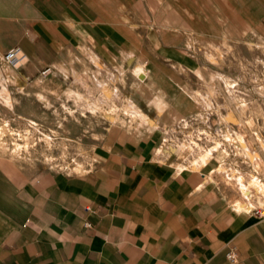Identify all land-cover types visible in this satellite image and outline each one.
Masks as SVG:
<instances>
[{
  "label": "crops",
  "instance_id": "crops-1",
  "mask_svg": "<svg viewBox=\"0 0 264 264\" xmlns=\"http://www.w3.org/2000/svg\"><path fill=\"white\" fill-rule=\"evenodd\" d=\"M233 2L238 28L256 0H0V67L19 47L23 82L87 50L134 61L131 85L142 93L148 73L139 62L199 67L191 38L221 25L222 7ZM65 93L113 123L124 122L115 102L123 100L138 127L106 130L81 174L16 173L0 160V264H264V222L235 210L213 156L185 165L162 152L158 119L117 89ZM152 100L167 109L161 95Z\"/></svg>",
  "mask_w": 264,
  "mask_h": 264
},
{
  "label": "rangeland",
  "instance_id": "rangeland-1",
  "mask_svg": "<svg viewBox=\"0 0 264 264\" xmlns=\"http://www.w3.org/2000/svg\"><path fill=\"white\" fill-rule=\"evenodd\" d=\"M260 1L256 0L249 14L252 18L239 21L238 28L234 27V2L224 5L221 25L212 22L205 36L191 38L190 54L199 67L188 70L168 61H140L148 73L142 93L131 85L136 80L134 61L123 58L99 59L87 50H73L55 68L23 82L17 78L22 76L20 65L3 60L0 78L15 79L14 84H0V160L16 173L86 172L92 164L91 149L106 130L115 125L138 127L132 123L130 110L123 111V100L115 102L124 122L113 123L99 112L81 110L65 93L76 88L97 96L106 85L158 119L160 150L180 164L189 165L203 150L213 152L218 145L212 154L218 162L216 174L235 205L241 194L235 180L238 172L246 185L253 177L264 181V13ZM243 11L240 16L246 18L247 6ZM120 70L125 71L124 77ZM155 94L167 101V109L157 110L152 100ZM236 133L246 152L240 149ZM222 149L223 158L219 157ZM255 154L260 160L256 161ZM249 190L252 200L260 196L256 188ZM244 211L264 222V207L254 204Z\"/></svg>",
  "mask_w": 264,
  "mask_h": 264
},
{
  "label": "bare ground",
  "instance_id": "bare-ground-1",
  "mask_svg": "<svg viewBox=\"0 0 264 264\" xmlns=\"http://www.w3.org/2000/svg\"><path fill=\"white\" fill-rule=\"evenodd\" d=\"M228 84H229V87L234 86V84H232L231 82H228ZM236 138H237V142L239 143V146L241 149L242 145H243V140L241 138V135L236 133ZM217 148H219L218 145H216L213 148V152H215L217 150ZM242 150H244V152H246L244 148H242ZM213 152H211V150H203V152H201L200 155L198 154L199 156L193 162H196V163L199 162L202 164L203 162L207 161V159H209V157L212 156ZM224 153H225V150L222 149L221 153H219V157L223 158ZM254 157L256 158V161L260 160L259 155L255 154ZM235 180H236V182L239 185V188L241 190L240 191V193H241L240 199L238 201H236V203L234 205L235 210L242 212L246 208H252L254 206V204H258L261 207H264V181H261L262 179H259L258 177H253L248 182V184L246 185V183H244L243 174L238 172ZM250 187L256 188L258 190V192L260 193V196H255V198L253 197V200H252L251 199L252 194L250 193V190H249Z\"/></svg>",
  "mask_w": 264,
  "mask_h": 264
},
{
  "label": "built area",
  "instance_id": "built-area-1",
  "mask_svg": "<svg viewBox=\"0 0 264 264\" xmlns=\"http://www.w3.org/2000/svg\"><path fill=\"white\" fill-rule=\"evenodd\" d=\"M4 59L8 64L17 66L23 61L24 54L19 47H15L4 55ZM45 71H48V69L44 70L43 72ZM228 258L233 261L235 258L234 253L229 252Z\"/></svg>",
  "mask_w": 264,
  "mask_h": 264
},
{
  "label": "water",
  "instance_id": "water-1",
  "mask_svg": "<svg viewBox=\"0 0 264 264\" xmlns=\"http://www.w3.org/2000/svg\"><path fill=\"white\" fill-rule=\"evenodd\" d=\"M139 77L142 78V74H140Z\"/></svg>",
  "mask_w": 264,
  "mask_h": 264
}]
</instances>
